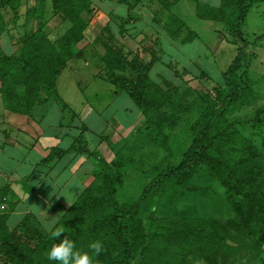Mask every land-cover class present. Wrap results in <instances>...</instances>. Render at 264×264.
Segmentation results:
<instances>
[{
  "label": "trees",
  "instance_id": "trees-1",
  "mask_svg": "<svg viewBox=\"0 0 264 264\" xmlns=\"http://www.w3.org/2000/svg\"><path fill=\"white\" fill-rule=\"evenodd\" d=\"M152 1L171 12L182 0ZM7 2L0 0V98L5 109L31 118L38 106L55 101L63 104L64 111L72 112L57 92V81L68 62L51 32L45 31L44 15L40 16L33 34L19 40L17 54L7 55L2 51L1 40L8 33L1 15ZM195 3L199 19L224 25L234 44L239 45L234 60L222 74L224 85L206 92L201 100L195 98L192 102H183L179 86L153 79L151 71L161 61L160 50H157L160 37L153 40L145 33V47L134 53L116 44L117 32L109 24L92 44L69 56V59H81L87 48L102 51L99 52V63L103 65L104 79L116 88L118 94H129L139 115L145 119L149 141L167 153L164 161L151 169L152 181L137 200L119 203L116 192L129 166L126 158L121 156L112 163L107 162L99 151L89 149L88 140H83L84 135L76 139L69 150L52 149L42 164L63 159L70 153L83 154L88 159H96L92 171L95 180L49 232L41 231L35 223L31 225L29 217L21 226L11 230L8 219L9 213L16 208L14 204L9 212L0 213V262L58 264L48 260V253L67 238L74 242L75 250L80 254L89 255L92 264H171L172 257L187 258L197 252L208 264H217L216 253L227 251L234 254L237 248L221 235L215 222L198 217L195 207L179 209L180 203L190 196L211 191V188L194 184V179L202 172L210 182L223 188L224 199L234 214L237 235L250 240L257 249H263L264 154L251 139L243 136L241 129L260 123L264 106L251 120L235 118V115L255 96L248 74L253 56L248 52L250 43L242 28L254 6L264 0H220L218 7L198 0ZM51 4L53 15L69 23L59 43L68 52L85 40L84 33L95 13L93 3L91 0H53ZM31 14L28 12L27 16ZM118 19L122 22L118 34L130 33L131 23L136 18L127 16L126 19L119 15ZM162 27L169 38L182 45L199 40L198 34L179 17L173 16ZM143 32L130 35L135 38ZM143 53L150 55L149 62L143 60ZM243 69L244 74L239 75ZM14 87L21 89L14 90ZM192 111L198 114L190 127L192 141L187 148L184 146L180 160H173L172 133L178 121ZM76 118L73 113L72 119ZM5 190L0 189V203L3 205L8 203ZM57 230L59 234L54 235ZM97 241L103 246L98 255L91 247ZM161 259L167 262L163 263Z\"/></svg>",
  "mask_w": 264,
  "mask_h": 264
},
{
  "label": "rangeland",
  "instance_id": "rangeland-1",
  "mask_svg": "<svg viewBox=\"0 0 264 264\" xmlns=\"http://www.w3.org/2000/svg\"><path fill=\"white\" fill-rule=\"evenodd\" d=\"M52 1L8 0L1 15L2 21L7 25L8 33L2 38H19V40L31 36L40 23V16L44 15L43 22L47 24L45 31L51 32V37L68 62L67 68L57 81V92L63 100L62 102L67 104L72 112L64 111L62 103L50 101L34 109L31 118L26 116L25 118L30 123H32V119L33 124L39 126V128H32L31 130L37 132L38 135L44 133L45 136L42 137L48 138L49 141L43 142L47 144L51 142L53 137H60L61 135L63 139L61 146L68 148L77 137L84 135L83 140H88L89 149L99 151L107 162L112 163L121 156L126 158L129 166L123 174L122 185L117 188L116 198L119 203L133 202L138 199L145 187L152 181L151 169L164 161L167 153L161 148L153 146L149 141L148 131H146L144 124L145 119L139 115L140 112L129 94L126 92L118 94L116 88L104 79L103 65L99 63L101 50L87 48L84 52L82 51L84 53L83 58L73 57L69 59L72 52H74L73 55H76L83 50L84 46L92 44L101 35L102 29L107 26L108 22L99 21L101 22L99 28L91 32L85 31V40L67 52L59 46V43L62 42V36L69 27V23H64L60 17L53 15ZM198 1L214 7L220 5V0ZM195 2L196 0H182L171 11V16L181 18L198 34L199 40L192 44L182 45L177 41H172L165 32H161L158 23L154 24L152 19L154 21L161 20V18L167 17V14L164 13L161 4L152 0L146 1L139 12L141 21L132 25L131 30H129L132 35H136L141 30L148 31L149 38H153L156 35L154 31H149L152 28L158 32L159 37L162 36L160 42L164 53L161 55V61L151 71V75L155 81H166L179 86L183 102H192L195 98L201 100L202 95L206 92H213L216 86H223L222 74L234 60L239 48V45L234 44L233 37L224 25L203 21L196 16ZM123 11L126 13L127 7H123ZM28 12H32V14L27 16ZM119 15L127 19V15L121 11ZM136 16H138L137 12L133 18ZM92 20L93 17L90 23ZM134 28L136 29L134 30ZM242 31L250 43L248 52L253 56L248 74L252 80L255 96L248 106L240 109L235 118L251 120L255 117L258 109L264 106V3L254 6ZM127 36L129 34L121 36L118 34L114 41L116 44L128 48V51L137 52L138 41ZM143 36L140 34L137 38H143ZM14 46L19 48L18 43ZM142 58L145 62L150 61L149 54L143 53ZM176 62L183 64L185 70L179 67ZM244 72L245 69L241 70L239 75H243ZM203 73L204 75H202ZM15 89L20 90L21 88L14 87ZM4 110V101L0 100V116L4 114ZM90 110L91 113H89ZM73 113L78 116L75 120L72 119ZM191 113L178 121L175 131L172 133L174 134V139L171 140L174 152L172 153L173 160H180L184 146L187 148L192 141L190 127L198 114L196 111ZM259 122L255 126L243 128L241 131L243 136L251 139L264 154V117H261ZM26 125L31 128L29 124ZM60 125L65 127L60 128ZM0 128L3 129L1 121ZM101 135L104 136V139L100 141ZM76 155L79 160L84 158L83 155ZM35 160V155H30V161ZM94 165H96V159L89 158L88 169L83 167L82 172H85L83 176L87 171H91V174L83 181L71 179L68 189L74 193L68 198L71 201L69 205L75 203L84 188L94 182L95 177L92 173ZM73 167L74 165L70 170ZM43 169L44 167H41L39 171H43ZM197 177L194 179V184L201 188H211V191L206 194L200 193L196 196H190L180 203L179 209L186 210L187 207H195L198 217L215 222L221 235L237 248L234 254H229L227 251L216 253L217 264H264V247L259 250L250 240H244L237 235L233 225L234 214L224 199L223 188L216 182H210L204 172L200 177ZM81 182L84 183V187ZM33 184L34 181H31L30 185ZM48 185L50 184L46 181V184L39 190L46 198L47 195H51ZM54 195L55 193L52 194V197ZM63 213L61 214L59 211L52 213V223L58 215H63ZM31 225L34 224L31 223ZM159 252L157 253L159 254ZM161 262L165 263L167 260L161 259ZM0 264L7 263L1 261ZM171 264L208 263L197 252L187 258L172 257Z\"/></svg>",
  "mask_w": 264,
  "mask_h": 264
},
{
  "label": "crops",
  "instance_id": "crops-1",
  "mask_svg": "<svg viewBox=\"0 0 264 264\" xmlns=\"http://www.w3.org/2000/svg\"><path fill=\"white\" fill-rule=\"evenodd\" d=\"M91 1L93 3L95 13L93 15V20L86 31L91 32L96 28H99L101 23L99 21H106L108 22L107 25L111 24L118 35L119 26L122 23L118 19L120 11L121 13L126 14L129 18H133L137 12L138 16H136V19L131 23V25H134L141 21L142 18L139 17V12L142 10L147 0H128V2L125 0ZM123 7H127L126 13L123 11ZM164 13L167 14V17L161 18V20H158L157 22L152 19L154 24L158 23V27L161 29V32H164L162 25L169 22L173 17L171 16V12L164 10ZM104 28L102 29V32ZM149 31L155 32L156 36L152 38L153 40H156L157 37H159L156 30L151 28ZM147 32H143V38H137L140 35L135 37L136 39L134 41H138L137 52H140L141 49L145 47V33L147 34ZM128 34V38H133L130 33ZM161 38L162 36L160 37V40ZM18 40L19 38H2V51L7 53V55L17 54L18 47L14 45L19 42ZM171 40L174 41L173 39ZM177 42L180 43L179 41ZM126 49L128 50V48ZM157 50H160L159 57L161 58V55L164 53L161 44L157 47ZM176 63L179 67H182L185 70L183 64L178 62ZM0 100L2 99L0 98ZM89 113H91V110ZM0 119L3 123V129L0 128V189H6L4 194L8 198L7 204L3 205V203H0V213L9 212V208H11L10 206L14 204L16 205V208L14 211L9 213L8 219V226L11 230H15L21 226V224L29 217L31 218V222L38 225L41 231L45 233L49 232V230L45 229V225L54 224L52 227L53 229L71 206L69 205L71 204V201L68 200L71 194L74 193L72 190L68 189L71 179L75 178L79 181H83L89 174H91V171H87V173L83 176V173L85 172H82L83 167L88 169L87 163L89 159L82 154L84 158H80L79 160L76 155L77 153H70L63 159L56 160L47 165L42 164L43 160L49 155L52 149L60 148L62 150H69L73 147L75 141L68 148H63L61 146L63 144L61 140L63 139L60 135V137H53L51 142L47 144L43 142L49 141L48 138L42 137L45 136L44 133H40V135H38L37 132L31 130L32 128H39V126L33 124L34 122L32 119V123H30L29 120H26L25 116L12 114L6 109L4 110V114L0 116ZM25 123L29 124L31 128L27 127ZM64 127L65 126L60 125V128ZM79 137H77V139ZM11 152L12 154H10ZM32 154L36 157L35 161H30V155ZM12 163L14 164L11 165ZM73 165L74 167L70 170ZM41 167H44L43 171H39ZM37 174H39V176H37ZM31 181H34L33 185H30ZM46 181L50 184L48 185V188L51 192V195H47V198L39 191L43 185L46 184ZM81 184H83L82 186L84 187V183L81 182ZM54 193L55 195L52 197V194ZM2 206H5V209H2ZM56 210L61 212V214L62 212L64 213L63 215H58L57 219H55L52 223L51 215L52 213L58 212Z\"/></svg>",
  "mask_w": 264,
  "mask_h": 264
},
{
  "label": "clouds",
  "instance_id": "clouds-1",
  "mask_svg": "<svg viewBox=\"0 0 264 264\" xmlns=\"http://www.w3.org/2000/svg\"><path fill=\"white\" fill-rule=\"evenodd\" d=\"M53 225H45V229L51 231ZM54 235L59 234V230ZM95 250V254H99L102 251V244L97 241L91 245ZM48 260L58 262V264H92L91 259L88 254H80L75 250L74 242L65 238L55 245L47 256Z\"/></svg>",
  "mask_w": 264,
  "mask_h": 264
},
{
  "label": "water",
  "instance_id": "water-1",
  "mask_svg": "<svg viewBox=\"0 0 264 264\" xmlns=\"http://www.w3.org/2000/svg\"><path fill=\"white\" fill-rule=\"evenodd\" d=\"M230 245H233L231 242H229Z\"/></svg>",
  "mask_w": 264,
  "mask_h": 264
},
{
  "label": "built area",
  "instance_id": "built-area-1",
  "mask_svg": "<svg viewBox=\"0 0 264 264\" xmlns=\"http://www.w3.org/2000/svg\"><path fill=\"white\" fill-rule=\"evenodd\" d=\"M2 208H4V207H2Z\"/></svg>",
  "mask_w": 264,
  "mask_h": 264
}]
</instances>
